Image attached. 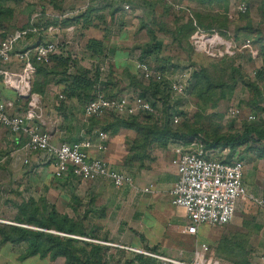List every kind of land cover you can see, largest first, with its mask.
<instances>
[{
  "label": "crops",
  "instance_id": "1",
  "mask_svg": "<svg viewBox=\"0 0 264 264\" xmlns=\"http://www.w3.org/2000/svg\"><path fill=\"white\" fill-rule=\"evenodd\" d=\"M136 1L138 2V0H41V3H43L41 12L34 13L33 0H8L4 4L12 7L13 11L12 13L9 12L10 16L7 18H0V45L6 39L5 36L7 37L14 30L17 31L21 28H19L18 24L21 20H24V22L26 21L24 26L29 23L31 26L37 27L39 32L29 34V37L22 42V45L17 47L16 52L21 51L23 48H33L38 43L46 40H54L59 43L62 52V54L55 55L69 57L70 59V63L66 67L67 72L64 76L61 73L51 72L50 67L56 64L50 58L43 60L35 56L36 60H43L49 64L47 69L50 70V73L46 79L43 94L33 93L34 77L31 83V91L39 97L37 113L40 117L37 121L41 122L44 125L43 127L50 133L52 143L60 145L63 142L75 143L86 140L92 144H96L99 142L98 133L104 131L108 136V150L99 152L93 147L90 148V155L92 158H103L110 166L120 170H125V168L133 170L127 166L126 159L137 133L128 128H120L116 133L106 130L117 115L109 113L101 118H87L84 111L86 104L83 102V94L77 91L76 94L68 97L66 90L71 85V81L68 78L77 69H82L97 73L98 82L95 84L92 93L94 98L98 92H102L109 97H118L130 91H135L136 93L140 91L131 84V79L135 76L147 82L142 78L140 71L136 69L135 62L137 60L147 61V58L142 57V50L149 40L144 41L141 46H138V35L135 33L129 39L130 36L127 35L126 29L129 28L130 24L133 25L137 21L140 22L143 17H146L153 3L148 2L150 0H140V5L143 8L142 12L140 9L137 11L134 8L137 3ZM127 5L129 8H126ZM139 11L142 13L140 14ZM50 27H53L52 31L49 30ZM8 30L13 31L7 33L6 31ZM143 31L146 33L144 28L136 30V32H139L138 34ZM91 40L100 42V52H93L88 49L87 46ZM141 52L140 58L136 54L134 55V53L139 55ZM33 56L34 52H32ZM87 62H89V66L86 64ZM21 64L22 67H20ZM105 64L108 69L103 75L101 68ZM33 65L35 67V64ZM23 67V62H20L16 55L10 63L0 61V90L5 96L9 112L14 115L26 114L30 108V99L23 97L14 88L7 87L4 83L1 70H6L15 75ZM130 67H132L133 73L127 75L126 68ZM118 74L120 75V79L122 78L123 80V82L119 83L121 86L119 84L109 85L110 78L118 76ZM115 81L118 80L116 79ZM116 90L120 91L118 95L111 94V92ZM108 92L109 94H107ZM60 95H64V98L62 99ZM28 140L27 136L14 134L8 127L0 123V224L18 225L15 222V218L19 208L23 205H31L33 201L37 200L33 194L35 173L43 171V174L40 176L41 182L38 185L44 190L38 200L42 201L45 199L49 205L57 209L56 205L49 201L51 192L54 191L55 194L61 193L62 196L69 197L70 206L77 203L80 204L78 206L75 205V207H78L77 212L80 213L81 209H84L83 212H88V215L93 214L94 218L97 216L96 222L92 225H98L107 231L109 242L110 229L107 227L106 222L109 220L112 212L110 210V202L112 200L104 198L109 196L108 191L111 192L110 187L115 192H118L120 197H123V194L126 193L135 202L136 212H134L131 219L136 220L139 216L140 222L137 229L129 222V230L136 235L129 243L130 248H144L147 250L149 247L156 246L162 252V255H164V251H167L165 247H162L161 243L166 238L165 234L169 229L176 231L179 227L178 223L182 222L181 219L186 220V222L180 226L182 228L180 233L195 237L183 232V229L188 224L185 211L184 215L178 214L174 208H170V210L168 205L164 203V200L168 198L172 204L169 190L179 177L177 168L172 164L173 152L169 142L166 147H154L151 151L153 159L147 162L144 168L137 169L138 178L140 177L144 180V186H138L139 183L136 178L130 173L135 178L137 188L131 189L127 187L119 189L107 178H99L97 180L75 178L74 176L57 178L54 172L48 171V167L52 163L37 167L40 154L33 153L28 149ZM217 156L220 157L219 155ZM233 156H236V153L232 155L228 154L229 158ZM26 158L31 159L30 163H24ZM255 166L256 170H254ZM259 166L257 163L251 170L252 178L257 184L255 186H249L246 182L245 184L249 194L264 198V186L261 189L262 192L257 190V185L262 181V176H264V171ZM246 171L248 170L246 169ZM253 171L255 172L253 173ZM149 186H151V191L147 192L141 189ZM68 191L69 194H67ZM145 196L153 198L151 202L153 208L160 207L165 213L167 217L165 220L166 224L147 214L146 206L139 208L142 202L138 201V199H144ZM148 205L150 206V204ZM172 206L175 205L172 204ZM9 207L14 210L13 213H16L12 220L14 223L9 222L4 214L1 213L4 209H9ZM121 225L124 227L123 222ZM204 226L205 228L200 227L199 234L196 237L201 233L208 234V240L213 243L210 244L215 246L212 249L215 254L210 249L211 256L221 259L224 264H245V260L247 264H264V209L257 206L253 201L248 198L242 200L235 217L230 223ZM216 226L222 227L216 230L213 228ZM26 227L28 226L26 225ZM179 237V234L175 233L174 241L180 240ZM201 241L205 242L204 239H197L196 245ZM102 243L107 244V242ZM168 245L174 250L178 248L173 241H170ZM3 246H7L11 251V247L16 245L2 243L0 237V260L3 261L0 264H8L7 260L13 256H9L8 259H6V256H2L1 249ZM227 246H236V249L233 252H229L226 250ZM237 246H239L238 250ZM194 250L195 248H193L192 252ZM226 252L231 253V255H225ZM239 253L243 254L241 256H246L244 262H242V259L241 262L234 260L237 259L236 256H239ZM11 254L12 252H10ZM226 256L233 257L229 258ZM20 258L22 259H20L21 262L15 263L10 259L9 264H28L26 260L28 261L27 258L29 257H23L22 253Z\"/></svg>",
  "mask_w": 264,
  "mask_h": 264
},
{
  "label": "rangeland",
  "instance_id": "2",
  "mask_svg": "<svg viewBox=\"0 0 264 264\" xmlns=\"http://www.w3.org/2000/svg\"><path fill=\"white\" fill-rule=\"evenodd\" d=\"M33 1L34 13H40L43 3H41V0ZM148 2L153 3V5L149 8L146 17H143L140 22H135V25L130 24L129 28L126 29L127 35L130 36L129 39L135 33L138 35V39L136 38L137 44H139L138 46H141L144 41L150 39L148 29L153 30L158 39L162 41L163 46L160 51L146 59L148 63L155 69L158 66H165L166 71L173 74L179 68H184L186 65H195L201 72L204 71V76H199L198 80L195 81L196 83L191 87L189 96L185 98V102L187 101L185 103L186 108L180 109L177 105L181 103H172L173 101L171 102L170 99L169 103L165 105L162 101V97L165 96L161 94L155 96L151 89L147 91V94L151 95L156 102L159 113H161L154 118L152 123L155 125L163 124L167 114L163 109L166 106H170L172 117H169V122L171 129L182 133L202 130L203 133L201 135L210 143L216 142L222 136H225L224 138H231L237 132L242 131L246 124L264 128V0H150ZM243 2L249 7L246 13H241L238 9V6ZM140 3L141 1L138 0L134 7L137 11L139 9L141 11L143 10ZM141 11H139L140 14L143 12ZM191 14L194 17L190 16ZM190 22H192L193 31L190 29ZM195 22L205 29H212L219 32L223 39L228 42H233L235 48H231L230 50L223 48L220 58H212L198 51L194 47ZM25 24L26 21L21 20L18 26L20 28ZM138 28H144L146 33L143 31L138 34L139 32H136ZM188 30H190V33H187ZM182 33L186 36L182 35ZM21 45L22 42L19 41L16 47ZM135 54L140 58L142 52L139 55L137 53ZM86 64L89 66V62ZM20 67H22V64ZM126 69L127 75L133 73L132 67ZM119 76L118 74V76L112 77L114 85L123 82ZM128 77L131 79L130 76ZM116 79L118 81H115ZM137 80L139 85L151 86L149 85L150 82H144L140 78H137ZM119 92L116 90L111 92V94L118 95ZM179 101L182 102L181 99L177 100V102ZM232 108H236L239 111L237 115H232ZM251 115H254L256 119H249ZM175 116L178 118L177 121L174 118ZM252 146L257 150L249 151L243 147L238 149L239 156L237 155L244 159L246 169L248 170L245 171L244 181L249 186H255L257 184L252 178L251 170L253 166L258 163L264 171V157L260 155L264 147V141L254 142ZM238 150L233 151L231 146L223 142L218 149H213L214 153L220 157L227 156L228 154L232 155L238 152ZM131 168L133 170L129 168H125V170L134 175L139 183L138 186H144V180L140 177L138 178V165L135 164ZM256 169L255 166L254 170ZM54 170V166L50 165L48 167V171L51 173ZM42 174L43 171L35 173V187L33 191L37 199L35 200V205L40 212L45 209L43 202L40 199L38 200L44 190L38 185L41 182L40 176ZM263 186L264 176H262V181L258 183L257 190L262 192L261 189ZM110 189L111 192L108 191L109 196L104 198H110L112 200L110 202V210L112 212L109 220L106 222L107 227L110 229V242H107L110 250L105 264H128L129 262L130 264H138L137 254L149 258L147 260H152V264H174L149 255L151 252L148 249L147 251L144 248H130L129 243L136 235L129 230V222L135 229L138 228V223L140 222L139 216L136 220L131 219L134 212H136L135 202L126 193L123 194V197H120V194L115 192L112 187ZM67 194H69V191ZM140 198L138 201L140 200L142 203L139 208L146 206L147 214L166 224L165 220L167 217L165 213L160 207L153 208V204L151 205L153 198L149 196H145L146 200L145 198ZM49 201L56 205L60 213L68 214L75 221L83 222L87 231L97 220V216L94 218L93 214L85 216L84 209H81L82 211L80 213L75 211L73 206L69 204V197L62 196L61 193L55 194L54 191L51 192ZM164 203L168 205L169 209L174 208L175 212L184 215V210L180 207L172 206L168 198L164 200ZM13 211L9 207V209H4L1 213L4 214L9 222H13L12 220L16 214ZM181 221L178 223L179 227L176 231L169 229L167 233L165 232L166 238H164L161 244L167 252L164 251V255L161 256L190 261L192 259L193 248L196 247L197 239H204L211 250L215 248V246L211 245L213 243L208 240V234L201 233L198 237L195 236V238L180 233L182 229L180 226L184 225L186 220L181 219ZM122 222L124 223V227L121 225ZM220 227L222 226L213 228L218 230ZM202 228H205V226H202ZM175 233L179 234L180 240L174 241ZM73 237L77 238L78 236ZM79 239L91 240L82 237ZM170 241L176 243V246H178L176 250L169 247L170 245L168 243ZM79 244L82 245V243ZM11 248L12 250L10 251L7 246H3L1 249L2 256H6V259L9 256H13L7 260L8 264L10 263V259L15 263L21 262L20 256L24 252V246H12ZM131 249H135L136 251ZM9 251L12 252L11 255ZM213 253L215 254L214 251ZM29 258H27L28 261L26 260L28 264H67L64 257H59L54 261L49 258L43 260L38 256ZM3 259L6 260L5 258ZM1 262L3 261L0 260ZM145 264H147L146 261Z\"/></svg>",
  "mask_w": 264,
  "mask_h": 264
},
{
  "label": "built area",
  "instance_id": "3",
  "mask_svg": "<svg viewBox=\"0 0 264 264\" xmlns=\"http://www.w3.org/2000/svg\"><path fill=\"white\" fill-rule=\"evenodd\" d=\"M126 8L129 6L127 5ZM238 9L241 13H246L249 7L243 2ZM194 25L196 27L194 47L198 51L212 58H220L223 48L227 50L235 48L233 42L226 41L218 32L205 30L196 22ZM49 30L52 31L53 27ZM37 32L39 29L34 26L14 31L0 45L1 62L10 63L16 55L24 64L23 69L15 75L1 70L5 85L30 99V108L26 114L14 115L9 112L5 96L0 90V123L14 134L27 136L28 149L40 154L37 166L52 163L57 178L65 176L87 180L107 178L116 188H137L135 178L129 172L110 166L103 158L91 157L90 148L94 147L99 152L108 150V136L104 131L98 133L99 142L96 144L83 140L56 145L52 143L51 135L43 127L44 125L37 121L40 117L37 113L39 97L31 91L35 73L32 52L38 59L43 60H48L55 54H62L59 43L54 40H46L33 48H23L16 52L19 41L23 42L29 34ZM135 66L145 81L160 84L164 90L163 93L169 96L172 103L181 99L182 102H177L181 103L178 107L186 108L185 98L189 96V91L195 82V73L199 70L197 66L186 65L174 74L155 69L147 61L137 60ZM107 69V65H103L101 73L104 75ZM60 97L63 99L64 95ZM155 103L151 95H144L141 91L138 93L130 91L118 97H109L98 92L95 98L85 105L84 111L87 118H101L109 113L120 117H130L158 112V106L156 107ZM238 112L236 108L231 109L234 116ZM174 118L178 120L176 116ZM249 119L254 120L256 117L251 115ZM169 145L173 152L172 164L177 168L179 176L169 193L172 204L183 208L186 213L188 224L183 229L184 233L196 236L199 234L200 227L204 225L230 223L237 213L240 202L246 198L264 209V198L249 194L244 181L245 162L237 154L230 158L228 155L218 157L212 149L207 148L205 138L200 134L171 138ZM30 161L31 159L26 158L24 163L28 164ZM141 189L148 192L151 191V186ZM149 255L174 264H224L221 259L210 255V247L206 242H199L196 245L190 261L152 253Z\"/></svg>",
  "mask_w": 264,
  "mask_h": 264
},
{
  "label": "trees",
  "instance_id": "4",
  "mask_svg": "<svg viewBox=\"0 0 264 264\" xmlns=\"http://www.w3.org/2000/svg\"><path fill=\"white\" fill-rule=\"evenodd\" d=\"M6 1L8 0H0V18H7L10 16L9 12L12 13L13 11L12 7H8L4 4ZM190 16L194 17L192 14ZM191 23L192 22H190V29L193 31ZM30 26L31 25L28 23L19 30L26 29ZM184 29L186 30V28ZM205 30L215 31L212 29ZM10 31L13 30H8L6 32L10 33ZM148 32L150 39L143 48L142 57L144 58H148L149 56L158 53V51H160L163 46L162 41L158 39L153 30L148 29ZM187 33H190V30H188ZM182 35H184V33H182ZM99 46L100 42L91 40L87 47L93 52H100L101 49ZM50 60L56 64L55 66L50 67L51 72L61 73L65 76V73L67 72L66 67L70 63L69 57L52 55L50 56ZM32 61L36 68L32 91L33 93L43 94L46 85V79L50 73V70L47 69L49 64L43 60H36L35 56L32 57ZM157 69L163 72H168L166 71L165 66H158ZM260 74L262 75L261 72ZM202 75L204 76V71L201 72L198 70L195 73V81L198 80L199 76L202 77ZM68 79L71 81V85L66 90L68 97L76 94L77 91H80V93L83 94L84 104H87L94 99V95H92V93L95 84L98 82L96 72L92 73L90 70L77 69L76 72ZM111 84L113 85L112 77L109 81V85ZM131 84L135 88L140 89L144 95H146L147 91H150L151 89L155 96L158 94L165 96L162 97L163 104L167 105V103H169V96L163 93L164 90L160 84L152 81L149 84L151 85L150 87L139 85V82L135 76L132 77ZM155 106L157 107L156 103ZM169 107L166 106V108L164 107L163 109L165 112H167V114L164 123L161 125H155L152 123L154 118L161 114L158 111L156 113H145L139 116H117L113 119V122L108 126V128H106V130H111L113 133L118 132L120 128L132 129L137 133L136 139L133 141L129 149V155L126 159L127 166L133 167L135 164H137L138 169L144 168L147 162L153 159L151 151L154 147H166L171 138H183L198 134L201 135L203 133L202 130H194L191 132L182 133L171 129L169 119L172 117V114ZM224 137L225 136L220 137L214 143H210L205 139L207 148L216 150L223 142L224 144L231 146L233 151L243 147H245V149L247 148L249 151L257 150L254 148V146H252V143L264 141V128L252 124H246L244 125V129L242 131L237 132L231 138ZM236 154L239 156V150L236 152ZM260 155L261 157H264V147L260 152ZM241 159L244 160L243 158ZM42 202L45 206V209L41 212L36 207L35 201H33L31 205H23L21 208H19L18 214L15 218V222L18 225L0 224L1 242L11 243L16 246H24L23 257L38 256L42 259L49 258L53 261L59 257H64L67 264L106 263V259L109 256L108 252L110 250V246L102 242H109L107 231L98 225H91L90 229L87 231L83 222L75 221L70 215L60 213L54 206L49 205L45 199L42 200ZM75 205L78 206L80 204L77 203ZM75 205L72 206L74 210L77 211L78 207H75ZM87 215L88 212H86L85 216ZM26 225L28 227H26ZM73 236L89 238L91 240H81ZM79 243H82V245ZM235 249L236 246H227L226 248V250L229 252H233ZM238 249L239 246H237V250ZM148 250L151 253L162 255V252L156 246L152 248L149 247ZM228 254L231 255V253L227 252L225 255ZM238 255L239 256H236L237 259L234 260H236V262H241L242 259V262H244L246 256H241L243 255L242 253H239ZM136 257L139 262L138 264H145V261L147 264L152 262V260H147L149 258H146L141 254H137ZM226 257L230 258L233 256ZM128 264H130V262ZM245 264H247L246 260Z\"/></svg>",
  "mask_w": 264,
  "mask_h": 264
}]
</instances>
